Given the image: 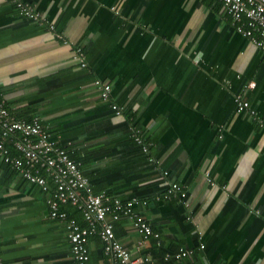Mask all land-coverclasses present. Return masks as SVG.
<instances>
[{"label": "crops", "instance_id": "1", "mask_svg": "<svg viewBox=\"0 0 264 264\" xmlns=\"http://www.w3.org/2000/svg\"><path fill=\"white\" fill-rule=\"evenodd\" d=\"M27 1L43 24L0 0V102L19 120L40 121L96 193L147 202L138 210L160 239L144 240L123 217L120 243L151 259L144 264H264V63L219 0ZM96 80L111 85V101ZM239 94L255 115L236 111ZM163 171L186 187L189 208L150 198ZM46 198L0 162L4 264H76ZM62 209L85 226L77 208ZM88 249L87 264H108L97 235ZM181 249L188 254L177 258Z\"/></svg>", "mask_w": 264, "mask_h": 264}, {"label": "built area", "instance_id": "2", "mask_svg": "<svg viewBox=\"0 0 264 264\" xmlns=\"http://www.w3.org/2000/svg\"><path fill=\"white\" fill-rule=\"evenodd\" d=\"M10 1L21 16L35 23L45 22L41 12L27 0ZM219 2L232 19L236 31L249 39L262 53L264 63V0H219ZM50 29L54 31L55 27L50 26ZM56 36L63 39L61 35ZM75 59L83 68L87 67L83 48H77ZM95 85L100 90L101 99L104 102L111 101V85L100 80H96ZM250 88H254V85ZM235 105L238 113L248 112L255 115V112L251 111L250 102L243 94L235 97ZM111 108L117 116L122 115V110L117 104H112ZM132 138L144 154H150L151 145L140 130L132 128ZM150 161L153 162V159L150 158ZM0 162L20 172L46 193V203L51 218L60 220L66 225L72 256L76 264L88 263V241L94 235H97L104 244V254L108 258V264H144L151 261L150 258H134L131 251L120 243L115 234V223L126 217L132 221L133 227L144 240L151 237L160 239V235L154 232L138 210L140 206H147V202L138 198L123 201L106 194L96 193L80 164L72 159L71 152L52 139L40 121L19 120L1 102ZM161 180L166 191L163 197L158 198V201L177 199L186 208L190 207L186 187L169 180L168 171H163ZM63 206L77 208L82 214L85 226L75 218L69 217L63 211ZM202 248L205 247L202 246ZM187 254L185 249H181L176 257H185ZM0 264H4L1 248Z\"/></svg>", "mask_w": 264, "mask_h": 264}, {"label": "trees", "instance_id": "3", "mask_svg": "<svg viewBox=\"0 0 264 264\" xmlns=\"http://www.w3.org/2000/svg\"><path fill=\"white\" fill-rule=\"evenodd\" d=\"M136 144V143H135ZM85 175L89 178V180H90V182H91V184L92 185H94V180H93V177H92V175L91 174H88V173H86L85 172ZM159 183H161V182H159ZM159 183H156L155 185H153L154 186V188L152 189V187L153 186H149V187H151V189H149V191L151 190V192H149L151 195H150V198H155V200H158V198H161V197H163L164 196V194H165V191H166V188L164 187V186H162V184L160 185V187L161 188H157L158 186H159ZM148 187V188H149ZM160 190V191H159ZM98 193V192H97ZM135 197H139V198H141V196L140 195H135ZM183 205V204H182ZM184 206V205H183ZM185 207V206H184ZM186 208V207H185ZM84 224H85V222H84Z\"/></svg>", "mask_w": 264, "mask_h": 264}]
</instances>
